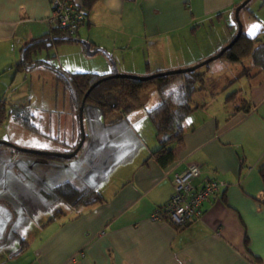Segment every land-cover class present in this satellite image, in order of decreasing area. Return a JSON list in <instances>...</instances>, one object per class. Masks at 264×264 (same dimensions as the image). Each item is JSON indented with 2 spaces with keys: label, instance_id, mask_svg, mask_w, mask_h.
<instances>
[{
  "label": "crops",
  "instance_id": "obj_1",
  "mask_svg": "<svg viewBox=\"0 0 264 264\" xmlns=\"http://www.w3.org/2000/svg\"><path fill=\"white\" fill-rule=\"evenodd\" d=\"M243 1L97 0L92 9H87L88 17L76 37L90 42L92 48L110 52L111 48L113 52L125 49L136 40L145 42L153 53L149 54V68L144 67V75L187 67L229 44L238 30L232 20ZM260 6H264V0ZM50 13V0H0V70L14 58L18 62L31 40L50 33L51 26L46 22ZM226 16L227 30L209 53L200 50L191 57L183 55L179 47L184 38L178 32L196 30L201 24ZM262 28L255 26L252 30L260 32ZM218 61L210 65L205 76L206 89L212 87L216 95L212 99L199 97L198 108L185 120L183 143L171 145L176 155L172 164L162 167L149 157L160 142L145 108L110 124L121 127L122 134L128 133L127 145L132 142L136 147L129 152V173L127 177L122 175L120 182L108 181V169L99 165L103 154L90 158L87 167L79 166L72 177L57 166V172L43 178L54 188L70 181L92 193L82 202L84 210L61 221L53 219L47 229L43 228L37 246L38 264H264V203L257 200L264 198L260 174L264 167V71L237 80L246 87L234 90L239 93L237 99H232L235 107L225 110L224 95L241 73L228 67L225 60ZM60 71L72 72L63 68ZM214 71L221 73L218 78L213 77ZM112 72L109 69L99 74ZM242 99L254 106L250 113L236 111ZM109 148L117 153L120 144L110 145L108 141L104 149ZM6 152L16 158L15 151ZM192 162L204 168L198 183L208 177L225 182L220 193L204 203L201 218L184 228L155 219V211L171 198L175 175ZM13 166L14 161L9 167ZM97 193L103 200L97 199ZM23 251L17 249L0 264H10L12 257Z\"/></svg>",
  "mask_w": 264,
  "mask_h": 264
},
{
  "label": "rangeland",
  "instance_id": "obj_2",
  "mask_svg": "<svg viewBox=\"0 0 264 264\" xmlns=\"http://www.w3.org/2000/svg\"><path fill=\"white\" fill-rule=\"evenodd\" d=\"M262 1L251 0L247 9L240 11L239 19L243 25L244 33L256 35L258 31L253 32L252 30L255 26L264 29V6H260ZM232 22L233 24L236 22L234 26L237 29L239 24L236 11ZM227 24L226 16L221 20H214L213 23L201 24L196 30H182L178 34L184 38V41L182 47L180 48L179 45L178 47L183 55L190 57L192 56L190 54L200 50H206L205 53H209V50L215 46L224 31L227 30ZM144 43L136 40L125 49L118 48L113 52L110 47L111 52L105 49V52L99 51L94 55H89L87 50L83 51L81 44H58L50 46L49 50L38 55V58L53 64V68H48L50 65L46 67L45 63H41L26 72H18L15 58L5 67L2 66L3 68L0 70V99H6L11 103V114L0 125L1 141L11 142L21 148L65 153L79 139L81 140L83 132L86 138L83 147L70 160L43 158L27 152L16 151V148L10 145L0 144V199L3 200L0 201V246L4 243V247H0V262L8 257L11 258L17 249H24L25 251L19 255L12 257L14 259L10 264H38L37 246L40 244L43 228L47 229L53 219L61 221L73 215L77 210H84V203L81 202L77 205L70 203L55 191L54 186H49L44 181L43 178H47V175L51 176L58 171L57 166H61L63 174H66L67 171V174L72 177L78 172L79 166L87 167L90 158L96 155L99 158L103 154L99 158V165L108 169V181L112 180L111 183L115 180L120 182L122 175L127 177L129 152L132 148H136L134 144L131 145L132 142L127 145V135L129 134H122L121 130L119 131L121 127L105 124L101 109L92 104H87L84 107L82 130L79 117L80 109L78 105L72 103L71 91L65 82L58 80L56 71L63 68L72 72L104 73L109 69L113 70V62H115L119 73L147 76L144 75L146 73L144 67L149 68L150 59L148 57L153 51ZM97 48L93 47L92 50ZM223 48L224 46L220 50ZM215 54L190 66L169 70L195 66ZM18 58L20 59V54ZM218 60L225 59L218 58L209 65L220 62ZM225 62L232 70L237 69L238 74L246 68H250L253 73L259 70L251 59L244 63H232L227 60ZM128 69H132L135 73L127 72ZM214 72L216 73L213 77L218 78L220 72ZM242 83L236 82L224 97L227 98L240 87L245 88L246 85H242ZM206 88L207 86L204 91H198L193 95L194 103H198L200 96L206 95L212 99L216 95L212 87ZM148 101L146 108L156 107L161 101L158 92H152ZM214 101L219 102L220 100ZM225 104L223 109L233 110L236 101L227 99ZM25 122H28V125ZM108 141L110 145L120 144V150L115 153L110 148L109 150L104 149L105 143ZM92 143L94 145H91ZM122 145L126 149L125 156L122 155ZM11 150L15 151L14 157L16 158L7 155L6 151L10 152ZM12 161L15 166L10 168ZM106 181L107 179L105 183Z\"/></svg>",
  "mask_w": 264,
  "mask_h": 264
},
{
  "label": "trees",
  "instance_id": "obj_3",
  "mask_svg": "<svg viewBox=\"0 0 264 264\" xmlns=\"http://www.w3.org/2000/svg\"><path fill=\"white\" fill-rule=\"evenodd\" d=\"M96 1L97 0H85L84 4H86L87 9H92V6ZM247 7L248 4L242 9H247ZM77 42L82 43L76 35L68 36L67 33L61 29L51 27L49 34L34 38L25 45L22 51V58L17 62L18 71L26 72L41 63L50 65V67L53 68V64L38 58L39 53L49 50L48 48L53 45ZM82 44L86 49V45L84 43ZM220 58L232 63H244L245 61L251 59L259 68V70L255 73H253L250 68L244 69L241 75H239L234 82L241 79L245 75L255 76L263 72L264 30L258 32L254 36H250L247 33L242 32L239 39L235 41V43L228 50H226ZM209 64L199 67L193 71L157 75L149 79H140L132 76L108 77L104 79L106 76L113 74V72L110 74L80 71L64 73L60 70L56 71V77L58 80L65 82L66 86L71 91L72 103L78 105L79 109L89 88L95 82L102 80L86 96L85 105L92 104L98 106L102 111L104 122L109 125L123 120L133 111L146 108L147 103L149 102V95L152 92L157 91L161 99L160 103L154 108L146 109L149 118L155 126L156 136L160 145L151 153L149 157L155 158L162 167H167L174 162L176 156L174 149L171 148V145L174 143H183L185 120L198 108V105L193 101V95L196 92L205 89V76L210 68ZM203 67L204 69H202ZM165 71L170 70H157L150 72L149 74H158ZM147 76L149 75L147 74ZM238 94V92H233L227 96V99L235 100L238 98ZM10 105L11 103L6 99H0V125H2L9 118V115L11 114ZM253 108L254 106L249 100L242 99L240 104L237 105L236 111L243 110L246 113H250ZM27 123L25 122V124ZM79 142L80 139L67 152H72L78 146ZM17 150L18 149H16V151ZM37 156L50 159L70 160L62 157L44 155ZM260 174L264 181V167L261 168ZM55 191L70 203L76 201L77 198L85 192V190L77 188L70 181L59 184L55 187ZM90 193H92L91 190H89L76 204L83 202V200ZM97 199L103 200L101 194L97 193ZM257 200L264 203V198L257 197ZM176 227L184 228L178 226ZM248 241L249 239L247 236V245Z\"/></svg>",
  "mask_w": 264,
  "mask_h": 264
},
{
  "label": "built area",
  "instance_id": "obj_4",
  "mask_svg": "<svg viewBox=\"0 0 264 264\" xmlns=\"http://www.w3.org/2000/svg\"><path fill=\"white\" fill-rule=\"evenodd\" d=\"M51 13L46 22L75 36L88 17L84 3L76 0H50ZM204 172L199 162H192L173 179V193L169 201L158 208L154 218L178 227H186L191 221L202 217L203 205L217 196L225 185L223 180L208 177L202 183L197 180Z\"/></svg>",
  "mask_w": 264,
  "mask_h": 264
},
{
  "label": "water",
  "instance_id": "obj_5",
  "mask_svg": "<svg viewBox=\"0 0 264 264\" xmlns=\"http://www.w3.org/2000/svg\"><path fill=\"white\" fill-rule=\"evenodd\" d=\"M251 0H245L242 4H240L237 8H236V16H237V19H238V24H239V30H238V33L236 35V37L229 43L227 44L220 52H218L217 54H215L214 56L208 58L207 60L195 65V66H192V67H188V68H182V69H176V70H170V71H165V72H161V73H158V74H152V75H149V76H137V75H129V74H122V73H119L117 67H116V63L113 62V65H114V69H113V74L109 75V76H106L104 79L108 78V77H122V76H132V77H137V78H140V79H149V78H152L154 76H157V75H166V74H172V73H184V72H189V71H193L195 69H198L199 67H202L206 64H209L210 62L220 58L223 53L228 50L234 43L235 41H237L239 39V37L241 36L242 32H243V25L239 19V13L240 11L242 10V8H244ZM82 43H84L86 45V50H87V53L89 55H94L96 54L97 52H105V49L103 48H97L96 50H92V44L88 41H85V40H81L79 39ZM102 80H99L97 82H95L90 88L89 90L87 91L86 93V96L92 91V89L94 87H96ZM85 96V98H86ZM85 98L84 100L82 101L81 103V106H80V110H79V117H80V121H81V126H82V130H83V112H84V107H85ZM85 138H86V135L84 134L83 132V136L78 144V146L72 151V152H65V153H59V152H50V151H39V150H34V149H28V148H21L19 146H16L14 145L13 143L11 142H6V141H1L0 140V144H6V145H10L18 150H21L23 152H28V153H32V154H37V155H44V156H51V157H62V158H65V159H71L73 158L74 156L77 155V153L80 151L81 147L83 146L84 142H85ZM86 194V192L82 193L76 201H74L73 203L76 204L80 199H82L84 197V195Z\"/></svg>",
  "mask_w": 264,
  "mask_h": 264
}]
</instances>
